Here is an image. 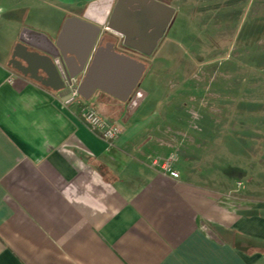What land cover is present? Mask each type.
Instances as JSON below:
<instances>
[{
    "label": "crops",
    "instance_id": "crops-1",
    "mask_svg": "<svg viewBox=\"0 0 264 264\" xmlns=\"http://www.w3.org/2000/svg\"><path fill=\"white\" fill-rule=\"evenodd\" d=\"M117 3L0 0V264H264V142L256 166L229 181L189 176L188 159L172 162L178 177L154 164L169 160L174 145L157 135V110L142 108L147 55L123 50L124 36L108 28ZM139 4L128 0L126 9ZM96 28L79 73L71 53H81ZM49 40L70 52L83 102L120 125L114 140L81 118L82 104L51 70ZM110 43L131 62L115 64L112 80L101 65L86 81ZM140 63L145 71L129 93ZM106 82L117 85L113 92Z\"/></svg>",
    "mask_w": 264,
    "mask_h": 264
},
{
    "label": "rangeland",
    "instance_id": "rangeland-1",
    "mask_svg": "<svg viewBox=\"0 0 264 264\" xmlns=\"http://www.w3.org/2000/svg\"><path fill=\"white\" fill-rule=\"evenodd\" d=\"M169 1L173 22L143 57L142 108L157 110L170 162L188 159L186 172L209 174L206 183L229 181L263 149L264 0Z\"/></svg>",
    "mask_w": 264,
    "mask_h": 264
},
{
    "label": "water",
    "instance_id": "water-1",
    "mask_svg": "<svg viewBox=\"0 0 264 264\" xmlns=\"http://www.w3.org/2000/svg\"><path fill=\"white\" fill-rule=\"evenodd\" d=\"M126 1L128 0H118L117 6L113 10V13L109 19L108 28L116 30L124 36L123 44L125 46L136 52L150 56L155 51L159 41L164 36L168 27L172 24L176 9L160 0H136L140 3V10L136 12H128L126 9ZM126 13L130 17V20L121 18ZM151 27H155V29L150 35H148L147 32ZM64 30H66V27H64ZM95 32L96 33H94V36L89 40L88 43H86L81 53H71L77 54V60L82 65V69L79 73L85 69L91 57L97 38L101 33V28H96ZM43 37L46 36L44 35ZM49 41L50 43H53L51 40ZM63 41L64 34L61 37V42ZM114 47V43L108 44V57L105 61H100V54L97 56L92 66L89 68L86 81H90L96 75L101 65L104 67L105 73L103 78L106 79V81L110 79L112 80L113 75L111 74L114 73L115 64L126 61L131 62V59L127 56L116 53ZM43 50L55 60L51 70L53 69L52 71L61 77L63 81V87L68 88L77 75L69 74L68 64L71 60L68 58V54L70 52L64 49L60 41L53 43V48H44ZM145 68L146 66L144 63L139 64L138 78L135 77L130 81L128 90L129 93H131L136 85L140 82ZM106 83L108 84L107 87L111 92H113V89L117 87V85H114L113 82ZM78 92L80 94V89H78Z\"/></svg>",
    "mask_w": 264,
    "mask_h": 264
},
{
    "label": "built area",
    "instance_id": "built-area-1",
    "mask_svg": "<svg viewBox=\"0 0 264 264\" xmlns=\"http://www.w3.org/2000/svg\"><path fill=\"white\" fill-rule=\"evenodd\" d=\"M68 88L71 90L72 97H74V99H77L79 103L82 104L81 118L87 124V126L105 140H114L121 131L120 125L116 122L108 120L98 110L93 107L87 106L83 102L78 92V84L76 82V79L73 80L72 84L69 85ZM142 98L143 93L140 91L137 92L136 98L132 101V106H136ZM153 162L154 164H160L161 167L169 172L172 176H179V173L173 169L172 162H170L169 160L160 163L157 159H155ZM238 185L241 186L242 183L239 182Z\"/></svg>",
    "mask_w": 264,
    "mask_h": 264
},
{
    "label": "flooded vegetation",
    "instance_id": "flooded-vegetation-1",
    "mask_svg": "<svg viewBox=\"0 0 264 264\" xmlns=\"http://www.w3.org/2000/svg\"><path fill=\"white\" fill-rule=\"evenodd\" d=\"M116 42H117V40H116ZM118 43H119V45H121V47H122L123 50H131V51H133V52H136V51L132 50L131 48L125 46V45L123 44L122 41H120V42H118ZM136 53H137V52H136ZM143 56H144V55H143Z\"/></svg>",
    "mask_w": 264,
    "mask_h": 264
}]
</instances>
